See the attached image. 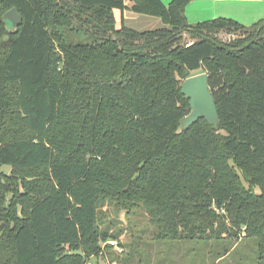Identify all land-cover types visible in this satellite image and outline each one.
Segmentation results:
<instances>
[{
    "label": "trees",
    "instance_id": "obj_1",
    "mask_svg": "<svg viewBox=\"0 0 264 264\" xmlns=\"http://www.w3.org/2000/svg\"><path fill=\"white\" fill-rule=\"evenodd\" d=\"M191 1L0 0V264L110 256L105 207L147 212L154 242L255 239L264 264V20L190 24ZM204 73L218 125L183 130L181 85Z\"/></svg>",
    "mask_w": 264,
    "mask_h": 264
},
{
    "label": "rangeland",
    "instance_id": "obj_2",
    "mask_svg": "<svg viewBox=\"0 0 264 264\" xmlns=\"http://www.w3.org/2000/svg\"><path fill=\"white\" fill-rule=\"evenodd\" d=\"M171 1L161 0L164 5H168ZM202 2L207 1L192 0L188 3L186 11L189 5L194 3L202 5ZM198 7L195 11L193 10L194 7H191L188 13L185 12L187 22L190 24L201 23L202 21L197 20H199L198 18H200L202 12H212L210 10L211 6L202 9H198ZM214 10L215 13H220L228 19L238 21L247 28L253 27L255 23L264 20V2L237 5L236 7L219 6ZM115 18L117 26L121 27L120 12L118 10L115 12ZM125 23L127 27L138 32H151L166 27L161 19L156 16H147L129 11L125 14ZM240 34H229L220 31L217 37L228 42L236 40ZM183 36L184 42L193 41L189 34L185 33ZM3 170L10 172L9 166H4ZM255 192L259 193L258 189ZM105 210L110 213L107 224L112 223L111 234L120 233L118 239L110 238L109 240L116 242V245L112 246L114 248L113 254L124 253L122 257L117 255L119 258L117 262L119 261L122 264H259L255 239H244L237 244L232 243L231 240H213L207 243L197 240L154 242L152 241L154 229L149 223L147 212L144 210L137 209L135 214L131 213L129 215L122 211L119 216L114 213L113 208L108 209L105 207ZM226 249L230 251L226 258L217 260L219 254L224 253ZM113 254L92 257L87 264H114L111 262Z\"/></svg>",
    "mask_w": 264,
    "mask_h": 264
},
{
    "label": "water",
    "instance_id": "obj_3",
    "mask_svg": "<svg viewBox=\"0 0 264 264\" xmlns=\"http://www.w3.org/2000/svg\"><path fill=\"white\" fill-rule=\"evenodd\" d=\"M2 22L9 32L15 33L22 25L23 17L17 9L12 8L3 16ZM208 78V74L204 73L187 78L181 85L182 94L188 99L192 109L191 113L180 121L183 130H188L200 119L214 126L218 125V108L209 89Z\"/></svg>",
    "mask_w": 264,
    "mask_h": 264
},
{
    "label": "crops",
    "instance_id": "obj_4",
    "mask_svg": "<svg viewBox=\"0 0 264 264\" xmlns=\"http://www.w3.org/2000/svg\"><path fill=\"white\" fill-rule=\"evenodd\" d=\"M207 2H202V5H197V4H191L188 6L187 8V13L190 11L191 7H194V11L196 10V8L198 7V9H202V8H206L211 6L210 10H212V12L209 11H204L202 12L200 18H198L199 20L197 21H208L209 20H214V19H218L219 17H223L224 15L220 14V13H215V10L217 7L219 6H226V7H236L237 5H243V4H259L264 2V0H206ZM215 7V8H213ZM207 10V9H206ZM209 10V9H208ZM224 18H226V16H224ZM196 21V20H194Z\"/></svg>",
    "mask_w": 264,
    "mask_h": 264
},
{
    "label": "built area",
    "instance_id": "obj_5",
    "mask_svg": "<svg viewBox=\"0 0 264 264\" xmlns=\"http://www.w3.org/2000/svg\"><path fill=\"white\" fill-rule=\"evenodd\" d=\"M107 243L110 244L111 246L116 245V242L115 241H111V240H109Z\"/></svg>",
    "mask_w": 264,
    "mask_h": 264
}]
</instances>
